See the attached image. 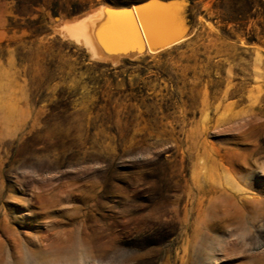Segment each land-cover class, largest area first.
Masks as SVG:
<instances>
[{"label":"rangeland","instance_id":"374dc122","mask_svg":"<svg viewBox=\"0 0 264 264\" xmlns=\"http://www.w3.org/2000/svg\"><path fill=\"white\" fill-rule=\"evenodd\" d=\"M136 1L0 0V264H264V0L135 57L64 28Z\"/></svg>","mask_w":264,"mask_h":264},{"label":"bare ground","instance_id":"6f19581e","mask_svg":"<svg viewBox=\"0 0 264 264\" xmlns=\"http://www.w3.org/2000/svg\"><path fill=\"white\" fill-rule=\"evenodd\" d=\"M124 12L123 7L102 4L78 20L79 23L66 25L64 28L69 37L84 40L94 57H135L145 49L143 44L138 46L135 42L142 41L143 36L139 30L134 32L135 37L132 38L133 30Z\"/></svg>","mask_w":264,"mask_h":264},{"label":"water","instance_id":"95a60500","mask_svg":"<svg viewBox=\"0 0 264 264\" xmlns=\"http://www.w3.org/2000/svg\"><path fill=\"white\" fill-rule=\"evenodd\" d=\"M185 0H138L118 5L125 8L124 15L132 30H140L145 48L159 49L174 46L187 37L189 23L184 16Z\"/></svg>","mask_w":264,"mask_h":264},{"label":"crops","instance_id":"0c3cea01","mask_svg":"<svg viewBox=\"0 0 264 264\" xmlns=\"http://www.w3.org/2000/svg\"><path fill=\"white\" fill-rule=\"evenodd\" d=\"M111 6V5H110ZM114 7H116V8H122V7H119V6H114ZM92 12V11H91ZM90 12V13H91ZM90 13H87V15H89ZM87 15H84L85 17L87 16ZM82 19V17L81 18H79V19H77V20H74V21H71V22H69V23H66L64 26H66V25H70V24H73V23H79V21ZM79 20V21H78ZM132 35V38H134L135 36H134V34H131ZM76 40V39H75ZM77 41H79V42H83L86 46H87V44H86V42L84 41V40H82V39H79V40H77ZM88 48H89V46H88ZM144 50H147V48H145ZM121 56H123V55H121Z\"/></svg>","mask_w":264,"mask_h":264},{"label":"trees","instance_id":"16d2710c","mask_svg":"<svg viewBox=\"0 0 264 264\" xmlns=\"http://www.w3.org/2000/svg\"><path fill=\"white\" fill-rule=\"evenodd\" d=\"M140 71L144 73L146 71V68H142Z\"/></svg>","mask_w":264,"mask_h":264}]
</instances>
